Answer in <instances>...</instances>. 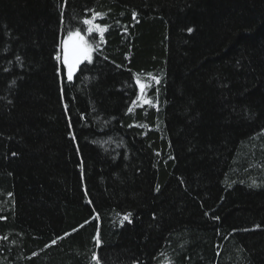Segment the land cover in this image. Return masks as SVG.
<instances>
[{"label": "trees", "instance_id": "1", "mask_svg": "<svg viewBox=\"0 0 264 264\" xmlns=\"http://www.w3.org/2000/svg\"><path fill=\"white\" fill-rule=\"evenodd\" d=\"M0 264H264V0H0Z\"/></svg>", "mask_w": 264, "mask_h": 264}, {"label": "snow or ice", "instance_id": "2", "mask_svg": "<svg viewBox=\"0 0 264 264\" xmlns=\"http://www.w3.org/2000/svg\"><path fill=\"white\" fill-rule=\"evenodd\" d=\"M101 15L100 13H92L91 18H85L82 20V25L87 26V32L92 33L93 31H99L101 36L103 35V32L107 29V26H104L103 28L100 25H97L94 23L97 16ZM135 13H133V17L135 18ZM188 31H192V29H189ZM61 45L63 47V63L67 66V80L72 81L74 71L77 68V65L80 64L82 60L90 59V54L92 51L91 45H89L88 40L85 38L84 35H81L80 29L71 30L69 29L67 31V39L61 40ZM58 60L60 59V55L58 54L56 57ZM155 79V78H153ZM137 85H139L141 92L145 90V88L148 87V85L143 84L137 79L136 81ZM145 103L151 104V100H146ZM132 109L129 108V112H131ZM70 135H72L70 133ZM73 139L75 137L73 136ZM124 219L127 220L128 216H124ZM55 243V241H53ZM93 259L98 260V257L93 254Z\"/></svg>", "mask_w": 264, "mask_h": 264}, {"label": "rangeland", "instance_id": "3", "mask_svg": "<svg viewBox=\"0 0 264 264\" xmlns=\"http://www.w3.org/2000/svg\"><path fill=\"white\" fill-rule=\"evenodd\" d=\"M65 39H67V38H65ZM62 40H63V39H62ZM60 46H61L60 57H62V55H63V47H62L61 44H60Z\"/></svg>", "mask_w": 264, "mask_h": 264}, {"label": "water", "instance_id": "4", "mask_svg": "<svg viewBox=\"0 0 264 264\" xmlns=\"http://www.w3.org/2000/svg\"><path fill=\"white\" fill-rule=\"evenodd\" d=\"M65 65V64H64Z\"/></svg>", "mask_w": 264, "mask_h": 264}]
</instances>
